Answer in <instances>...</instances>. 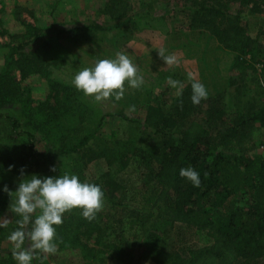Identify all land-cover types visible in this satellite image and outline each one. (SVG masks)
<instances>
[{
	"label": "trees",
	"instance_id": "trees-1",
	"mask_svg": "<svg viewBox=\"0 0 264 264\" xmlns=\"http://www.w3.org/2000/svg\"><path fill=\"white\" fill-rule=\"evenodd\" d=\"M185 3L182 9L187 11L188 27L207 32L219 48L235 54L232 67H243L237 78L228 80V86L238 93L232 95L229 111L223 102L225 90L194 105L190 100L191 87L183 88L170 109L165 107V100L148 102L141 120L142 134L147 137L144 146L127 140L93 145L91 140L97 138L106 114L84 129L91 116L79 98L80 91L54 79L51 63L34 51L23 50L24 43L5 44L8 52L0 70V108L14 105L28 125L41 134L44 146L38 150L37 134L16 130L20 120L0 112V123L15 135H25L26 141L14 152L11 148L5 152L0 149V162L4 160L6 167L11 165L10 172H18L29 163L30 174L45 176L54 159L71 158L68 174L100 185L104 207L93 220H86L79 208H73L63 214V223L56 226L57 247L79 251L86 264H102L107 258L127 262L135 249L124 240L107 242L99 223L105 221L104 211L113 231L117 229L118 239L121 219L129 228L144 233V242L135 244L136 263L264 264V154L252 153L264 141V100L259 104L239 92L246 86V77L256 73L259 78L255 81L264 92V42L259 41L258 33L247 32L255 22L259 30H264V15L261 16L258 0ZM128 6V0H106L103 8L112 18H122ZM128 20L126 17L114 27ZM110 28L98 21L80 22L68 29H57L56 33L73 37L79 31ZM256 64L260 65L258 72ZM30 74L48 78L53 98L48 95L44 100H33L29 89L21 86L18 79ZM107 115L132 121L121 110ZM129 160L135 163L140 180L127 184L122 177L117 178V173L111 176V172L123 171ZM92 161L104 162L105 170L89 180L86 169ZM188 167L199 173V187L179 175L181 168ZM3 198L0 192V212ZM11 213L7 227L0 228V242L7 240L17 227L20 217ZM192 230L205 232L209 241L200 245L183 241L181 234ZM169 234L174 235L171 242ZM41 260L40 253L35 264H45ZM0 264H16L12 252H0Z\"/></svg>",
	"mask_w": 264,
	"mask_h": 264
},
{
	"label": "rangeland",
	"instance_id": "rangeland-1",
	"mask_svg": "<svg viewBox=\"0 0 264 264\" xmlns=\"http://www.w3.org/2000/svg\"><path fill=\"white\" fill-rule=\"evenodd\" d=\"M259 10L264 15V0H258ZM106 0H0V70L4 56L8 49L5 44L24 43L23 50L34 51L46 58L52 65V77L62 83L71 84L74 75L85 67H92L98 59L114 58L117 52H123L137 66L138 74L143 76V84L137 88L128 87L125 82V93L120 99L109 97L107 100L97 102L92 97L86 96L80 91L79 98L89 108L90 119L84 123V129L91 126L102 114H106L98 130L97 138L92 139V144L110 143L111 141L127 140L144 146L147 137L142 134L141 120L144 106L148 102L154 103L166 101L167 108H173L175 89L167 84L169 78L179 81L184 88L190 87L188 74L201 82L208 95L216 94V91H224L223 102L226 110H232V95L237 92L234 87L228 86L230 78H237L243 67H232L234 53L219 48L215 40L209 37L207 32H201L188 27L185 0H128L129 6L125 17L112 18L104 11ZM238 8V7H235ZM245 10V9H244ZM243 11L242 14H246ZM114 27L117 22H122ZM98 21L110 30L90 32H77L75 36L61 35L57 29H68L80 22ZM258 22L250 24L247 32L251 35L258 33L259 41L264 42V30H259ZM163 47L165 55H175L179 61L176 66L167 65L158 56L157 50ZM257 72L259 64H256ZM51 68V67H50ZM249 72V71H248ZM258 73L246 77V86L240 90L242 97H253L259 104L264 100V92L255 79ZM262 77V76H261ZM260 77V78H261ZM250 78L253 80L251 81ZM19 83L27 87L35 101L54 96V90L49 87L48 78L40 74H30L19 78ZM238 93V92H237ZM55 98V97H54ZM236 108V106H233ZM195 109V108H192ZM123 111L131 122L125 121L118 115H107ZM2 114L18 118L21 125L16 130L31 131L37 137L36 147L43 148L44 141L39 132H36L15 109L14 105H5L0 108ZM109 112V113H108ZM193 113V112H192ZM191 113V114H192ZM26 145L25 135H15L6 124L0 123V149L4 152L22 148ZM15 147V148H12ZM1 153V152H0ZM253 154H264V141ZM29 162V160H27ZM73 160L71 158H56L52 166L48 167L45 176L63 175L68 173ZM29 163L24 165L23 174L29 175L22 179H30ZM86 169V178L99 177L105 170V163L92 161ZM54 168L55 171H51ZM117 170V169H116ZM112 170L111 176L117 173L131 183L140 180L135 169V163L128 161L123 171ZM118 171V170H117ZM21 179V170L10 172L5 166L4 160L0 162V187L7 185L9 190H15ZM3 192V191H0ZM3 210L0 212V220L11 219L15 203L14 192L10 195L3 192ZM104 207V206H103ZM34 213L33 215H36ZM105 221H99L103 226L102 234L107 242L124 240L125 243L134 245L143 243L144 233L134 228H129L124 219L118 230L113 231L108 214L104 211ZM106 214V215H105ZM108 226V227H107ZM107 227V228H106ZM181 236L183 241L195 244H205L209 241L205 232L199 230L184 231ZM179 236V238L181 237ZM174 235L169 234L168 241L173 240ZM182 241V242H183ZM56 244V243H55ZM52 254L41 253L42 263L45 264H86L77 250H61L57 247ZM133 250L131 259L127 262H118L107 258L102 264H156L155 262L141 261L136 263L138 249ZM1 254L11 252V244L8 240L0 242ZM136 254V257H135ZM36 258L32 264H35Z\"/></svg>",
	"mask_w": 264,
	"mask_h": 264
},
{
	"label": "clouds",
	"instance_id": "clouds-1",
	"mask_svg": "<svg viewBox=\"0 0 264 264\" xmlns=\"http://www.w3.org/2000/svg\"><path fill=\"white\" fill-rule=\"evenodd\" d=\"M158 56L165 64L176 66L179 61L175 55H165L163 47L157 50ZM191 102L199 104L206 99L208 92L205 86L189 73ZM125 82L128 87L137 88L143 84V76L138 74L137 66L123 52H117L114 58L98 59L94 66L78 71L72 80L73 86L84 95L100 102L109 97L120 99L125 93ZM167 84L174 88L175 95H182L184 85L169 78ZM9 165V170L11 169ZM55 171L54 168H50ZM179 175L190 181L193 187L201 184L199 173L191 168H181ZM21 179L15 190L7 185L0 191L14 192L13 211L20 217L17 227L11 231L7 240L16 264H32L40 253L56 252V226L63 223V214L73 208H79L86 220H93L104 206V192L100 185L83 182L75 174L65 173L54 176L31 174L30 179ZM35 216L34 213H37ZM8 219L0 220V228H6Z\"/></svg>",
	"mask_w": 264,
	"mask_h": 264
}]
</instances>
